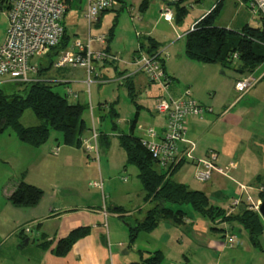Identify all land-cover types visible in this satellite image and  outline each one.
Masks as SVG:
<instances>
[{"label": "crops", "instance_id": "crops-1", "mask_svg": "<svg viewBox=\"0 0 264 264\" xmlns=\"http://www.w3.org/2000/svg\"><path fill=\"white\" fill-rule=\"evenodd\" d=\"M219 1L221 0H215L211 8L200 14L198 20L193 22L189 29L181 34L180 38H184L183 49L181 47L175 49V42L171 45L169 43L165 49L167 55L165 57L164 55L162 56L165 59L164 75L172 81V85L166 93H169L172 97H178L185 89H188L193 98L202 107L210 111V113H205L200 118L193 117L185 121V139L194 144L193 159L201 160L208 152H214L217 155L218 167L224 170L225 175L213 173L207 183L200 185L201 188H193L188 182L182 180L185 176H179L181 180L176 178L179 173L193 176V164L186 160L169 177L172 182L183 185L190 191L202 192L207 198L209 195L214 197L221 196V200L226 199V205H223V203L214 205L210 201L209 203L226 211L227 214H234L241 205L247 206L245 203L246 194L254 200L255 198L257 199L259 195L254 189L264 184V136L260 135L259 131L254 128L257 126L258 129H261L264 123V100L261 98L263 94L259 91V88H262L260 86L264 84V68L261 67L264 63L249 75L239 76L233 72V76L224 79L226 75L220 65L200 64L186 58L184 53L186 33L202 17L208 14ZM223 1L221 2L220 10ZM237 2L241 3L240 0H237ZM117 6L118 4L115 7ZM242 8H246L244 2L242 3ZM101 16L96 20V24L99 23ZM243 19V22L234 24L233 27L229 25L220 27L215 24L214 26L238 32L246 25V10ZM138 35L139 37L151 38L155 43L160 44L155 37L151 36V33ZM169 41H171V38ZM95 42L99 43V45H105V37L103 42L93 41L92 43ZM92 43L90 48L93 52H101L116 58L115 61L107 59L103 62H93L94 67L96 68L98 63H100V67H105L120 61L118 64L121 65V68L116 70V81L120 86L121 84L130 85L134 94L138 92L137 88L143 86L144 92L147 91L149 93L147 99L153 105V100L155 101L159 96L157 90L150 94V91H148L151 88L150 83H148L142 73L137 71L131 60L132 54L138 48V42L135 46L132 43H127V45L131 44L132 47L134 46L135 49L131 52L127 49L123 52L120 51L121 55L118 57L115 55V51H112L109 47L97 49L93 48ZM162 52L163 50L160 53L162 54ZM177 65L181 69L182 66L184 68L189 66L195 70L199 68L202 73H206V70L212 71L211 86L201 90L200 81L194 82L188 78H182ZM198 65H201V67H198ZM208 66L211 68L208 69ZM55 71L58 73L53 74L51 77H43L42 75H46L44 72L37 77L40 80H50L55 85L71 81L85 85L87 73L83 68H64ZM75 73L80 75L79 79H74L76 78L74 76ZM244 78H251L254 83L251 84L247 93L239 94L235 90V83ZM104 82L106 81L98 75L97 78H94L92 85ZM89 89L86 90L88 98ZM160 90L163 91L161 88ZM220 91L221 96L217 97V93ZM250 94L251 96H248ZM247 97H250L251 100ZM89 108L91 112L92 107L89 106ZM252 115L255 116L254 121L250 119ZM137 118L138 116L133 129H131L130 125V134L128 133V135H133L134 130L137 129L142 133V135L140 134L139 137H136L140 140L146 139L145 130L152 129L160 132L165 125L163 117L157 128H143L139 125L137 126ZM98 128L101 129L100 122ZM111 128L116 131L115 124ZM93 131L96 135H98V132L101 133V130L98 131L96 126L92 124V129L89 133L84 134L79 147L63 145V148L59 150V147H51L49 145L48 147H51V151L50 149L47 151L44 146L31 148L21 143L13 131L15 139H11V135L3 137L6 131L0 135V154L2 152L5 153L3 159L4 157L6 159L8 156L19 154V167H22L18 172L12 173L9 178H0V264H139L154 253H160L162 259H166V255L172 253V251L176 253V248L172 244L171 230H176L175 225L177 224H174L170 219L159 221L152 231L139 232L135 240L131 244L129 243V228L142 223L147 212L156 204L154 201H144L145 193L142 186L140 201L143 202V205L148 206V208H146L147 206L145 207L146 210L144 209L143 214H141L140 208H127L124 203L133 197V192H128H131V189L124 191L119 199H112L110 194H105V191L108 193V189L107 185H104V181L107 184L109 183L110 179L108 176L103 174L99 165L98 174L96 172L92 174L88 172V167L84 164L85 160L90 158V154L85 151V145L87 142L92 141ZM105 136L106 141L96 137L97 150L96 154L94 153V157L97 162L99 153L110 149L109 136ZM116 136L119 138L122 135L116 134ZM118 143L119 147L122 148L119 141ZM54 149H58L56 155L54 154ZM124 158V163L129 164L125 152ZM47 160L64 164L63 171L57 173V171L49 170ZM45 164L47 166H44ZM72 166L79 167V170L72 172ZM225 169L227 170L225 171ZM155 171L157 173L161 172L157 168ZM21 182L43 191V196L35 207L18 209L12 207L8 202L10 195ZM91 184H96L97 186L95 187L100 189L102 204H100V201L98 202V198H95V202L91 203V195L96 192L89 189V187H92ZM241 187L246 188L247 191H243ZM235 200H240L241 203L232 206ZM180 206L182 205L164 204V207L171 212L181 211L179 209ZM116 209L123 211L122 213H115ZM131 219H133V224L127 223ZM198 222L199 224L197 220L193 221L186 217L182 224L190 226L189 232L195 237L209 230L210 237L224 238L221 234L210 231V227L213 225L211 224L209 227L206 219L200 217ZM177 226H181V224ZM233 227H228L225 223L216 225V229L225 230L229 234H231L229 230H232ZM78 230H86L87 232L72 243L64 256H57L55 250L58 243L67 239L71 233ZM26 240L28 241L27 244H25ZM206 245L208 250L217 252H223L224 248L227 247L213 238L206 240ZM130 251L132 253H129ZM162 263L163 261H161Z\"/></svg>", "mask_w": 264, "mask_h": 264}, {"label": "rangeland", "instance_id": "rangeland-1", "mask_svg": "<svg viewBox=\"0 0 264 264\" xmlns=\"http://www.w3.org/2000/svg\"><path fill=\"white\" fill-rule=\"evenodd\" d=\"M77 1H81V4L78 5ZM77 1L67 9L62 21L66 34L70 38V41L79 39L80 41L84 42L87 39L88 28H90L91 37H108L105 45H99V43L95 42L92 43L93 48L98 49L100 47H103V49H106L107 47H109L112 51H115V55L117 57L121 55L120 51L123 52L125 49H127L131 52L133 49H135L134 46L138 42L136 36L138 34L143 35L145 33H151V36L155 37L157 42L160 43L158 52H161L163 50L161 57H163L162 55H164V57L167 55L165 49L167 45H169V43L171 45L173 42H175V49H178L180 47L183 49L182 45L184 42V38H180L181 34L184 31L188 30L193 22L198 20L200 14L209 10L215 3V0H199V2L196 3H194L192 0H186L183 3L179 4L180 7H184L186 9V15L183 17L182 21L176 22L174 20L176 8L175 6H172L169 8L172 12L173 19L171 22H167L162 18V11L167 8L165 3H163L162 1L149 0L147 8L140 10L143 0H123V4H118L117 7L104 12L100 18L99 23L91 24L90 27H88L86 20L83 18L85 0ZM240 2L241 5L237 2V0H224L220 13H218L214 24L220 27H225L228 25L230 27H233L234 24H239V22L241 23V21H244L245 18L243 19V17L246 10V24H249L251 27H255L256 18L249 12L248 3L244 2L246 8H242L243 0H240ZM6 29V12H0V43H2V41L4 40ZM193 29L194 26L190 28V31H193ZM170 38L171 41H169ZM127 43H132L134 46L132 47L131 44L127 45ZM49 60V57L39 59L42 65L41 69L47 67ZM118 63H120V61L112 63L111 66L105 67H100L101 65L100 63H98L96 65V68L92 63L97 76L100 75V77H102V79H104L106 82L102 84L92 85L89 89V98L86 92L87 89L85 85L83 86L81 83H76L75 81L56 85L53 90L60 95H66L69 103L79 102L87 106V109L82 114V119L85 121L86 127L88 129L86 133L90 132V130L92 129V124H94L98 131L101 130L103 134L109 136L110 149L106 152L99 153L98 162L96 161L94 154H90L89 160H85L86 162L84 164L86 167H88V172L92 174L96 172L98 174V165L99 167H101V171H103V174L107 175L110 179L108 184L104 181V185H107L108 189V193H106L105 191V194H110L112 199H119L124 191L131 189V192H128H133L134 195L132 199H130L131 201L128 200L124 203L127 208H140V212L141 214H143L146 210L145 207L147 205H143V202L140 201L142 197V190L140 182L137 178V169L131 164L124 163V152L122 148L119 147V138L118 136H116V134H121L123 136H127L128 133L130 134V125L135 117L136 112H138L137 126L139 125L143 128H157L161 123V119H163V116L156 115V113L154 112L156 100H153V105H151V103L147 99L149 93H147V91L144 92L143 86L137 88L138 92L130 97L127 92V86L124 84H121V86L119 85V83L115 79L116 70L121 68V65H119ZM177 67L179 68L178 71L182 75V78H188L194 82L200 81L199 85L201 86V90L205 89L208 86H211V77L213 76L212 71L206 70V73H202L200 72L199 68L195 70L194 68H190L189 66L186 68L182 66V69L179 65H177ZM198 67H201V65H198ZM261 67L264 68V64L263 66L261 65ZM209 68L211 67L208 66V69ZM222 70L226 75L224 76V79H228V77L234 75L232 69L222 68ZM43 72L46 74L42 75L43 77H51L53 74L58 73L52 68L48 71L45 70ZM74 76H76V78L74 79L80 78V75L78 73H75ZM2 81L4 80L0 79L1 91L8 94L15 92L16 94L23 95V86L19 88L15 87V85L11 83H2ZM149 85L151 86V88L148 89V91H150V94L152 92H156L157 90V94L160 96V98H165L167 96V93L161 91L160 88L155 84ZM260 87L262 88H259V91L263 94L264 97V84H262ZM248 91L249 89L246 91V93ZM181 96L182 93L178 97L180 98ZM220 96L221 91L217 93V97ZM248 96H251V94ZM263 97L261 98L264 100ZM247 98L250 99V97ZM100 105L103 106L102 108L106 112L103 113ZM89 106L92 107L91 112L89 111ZM109 106H112V108L114 109L115 113L117 114V119H113L112 117H110V115L107 114ZM98 107L99 109L101 108L100 113L98 112ZM205 113H210V111L207 110ZM250 119L254 121L255 116L252 115ZM99 122L101 129L98 128ZM40 123L41 122L36 120L32 112L28 109L23 112L20 118V125L24 128L37 126L40 125ZM113 123L116 126V131L111 128ZM254 128L259 131L260 135L264 136V123L261 126V129H258L257 126H255ZM140 134L142 135V133H140L137 129H135L133 132L135 138L139 137ZM4 135L5 136L3 137L11 135V139H15L14 133L11 130L6 131ZM49 145H51V147L57 146L59 147V150H61L63 148L61 134L55 131H50L48 140L43 145L47 151L51 148L48 147ZM3 150L5 151V149ZM4 154L5 153L3 152L2 154H0L1 179L5 177L9 178L12 173H14L15 171L18 172V170L22 169V167H19V154H15L11 157L8 156V158L6 159L4 157L3 159ZM47 162L49 170H52L54 172L57 171V173L63 171L62 168L64 167V164L49 160H47ZM44 166L47 165L45 164ZM154 166L155 169L157 168L159 171V167L156 163ZM78 170L79 167L77 166L71 167L72 172H77ZM169 174L170 173L166 174V177L169 176ZM179 176H185V178H183L182 180L188 182L193 188H201V184L195 182L193 176L191 177V175L189 174L186 175V173H179L176 178L180 179ZM97 182L99 183V181ZM89 189L91 191H96L95 194L91 195V203H94L95 198H98V202L100 201V204H102L100 199V189L96 187H89ZM261 195L264 196V192L261 193ZM208 198L210 203L214 205L222 203L223 205L227 204L226 199H220L221 196L214 197L212 195H209ZM248 207L249 205L247 204V208ZM146 208H148V206ZM179 209L185 213V216L188 219H192L193 221L197 220V223L199 224L198 221H200V217L193 211L190 205H182L179 207ZM132 221L133 219L129 220L127 223L133 224ZM219 221L221 220L217 219L215 221L216 224L214 225L221 224V222ZM206 223L209 227L211 226V224L207 220ZM175 227L177 229L171 230V237L173 247L176 248V253L172 251V253L167 254V258L162 259V264H264V223L263 234L259 237L260 248H255L254 246H252L248 241L247 232L241 227L234 225L232 230H229V232L236 237V244L232 248L225 247L223 252H217L215 250L207 249L206 240H208L209 238H213L219 243H225L224 238L215 236L210 237L209 230L195 237L191 232H189L190 226L181 224V226L175 225ZM170 229H172V227ZM129 253L132 252L130 251Z\"/></svg>", "mask_w": 264, "mask_h": 264}, {"label": "trees", "instance_id": "trees-1", "mask_svg": "<svg viewBox=\"0 0 264 264\" xmlns=\"http://www.w3.org/2000/svg\"><path fill=\"white\" fill-rule=\"evenodd\" d=\"M72 1L65 0L66 11L71 6ZM114 1L117 4H123L124 2L123 0ZM184 1L186 0H181L174 5L176 8L174 20L176 22H181L186 15V9L179 6ZM192 1L194 3L199 2V0ZM148 2L149 0H143L140 10L147 8ZM221 2L222 0L194 25L193 31L186 33L184 43L185 56L192 62L218 64L224 69H232L239 76L249 75L264 63V19L256 17L257 23L255 27L246 24L238 32L218 28L214 26V22L219 13ZM243 2L249 4V0H243ZM7 8V0H0V11H6ZM137 37L138 48L132 54V61L139 60L143 55L152 57L158 54L159 45L151 38L139 37V35ZM107 38L105 37V42H107ZM71 43L72 41H70L64 29V34L59 44L47 55L50 58L49 64L39 71V75L45 70H50L51 60L60 52L65 51ZM109 56L113 57L112 55ZM156 58L163 71L165 59L158 55ZM110 60L115 61L113 59ZM41 80L32 83H11L15 87L20 88L23 86V95L15 92L8 94L0 90V135L10 129L16 134L21 143L31 148H39L47 142L49 132L55 131L61 134L63 145L79 147L81 139L88 130L85 121L82 119V114L87 109V106L79 102L69 103L66 95H59L53 90L56 86L54 83L46 79ZM146 80L148 81L147 78ZM167 80L166 86L167 91H169L172 81L168 77ZM148 83L154 85L150 81ZM127 92L130 97L134 94L130 85H127ZM167 95L170 94L167 93ZM158 99H160V96L156 99V102ZM100 107L102 108L103 106L100 105ZM101 108L99 109L98 107L99 113ZM26 109L30 110L34 118L41 122L40 125L28 128L20 125V118ZM102 110L103 113L106 112L103 108ZM107 114L113 119L117 116L112 106H109ZM137 116L138 112H136L131 123V129L134 128ZM112 127H114V123ZM97 137L106 141V136L102 132H98ZM119 142L126 154L127 162L137 169V178L145 193L144 201H154L156 204L147 212L142 223L129 228L130 244L135 240L139 232L152 231L161 220L170 219L174 224H182L186 218L185 214L182 211L171 212L166 209L164 204L169 203L172 205H190L195 213L213 225L210 227V231L221 234L222 237H224L226 232L225 230L216 229L214 224H216L215 221L217 219H220L221 221L219 222L225 223L228 227L238 225L247 232L250 244L255 248H260L259 237L263 234V222L257 212L249 210L245 205H241L234 214H227L226 211L212 206L204 193L190 191L185 186L172 182L169 176L175 169L167 177L166 173H157L154 166L155 162L151 154L142 146L140 139L135 138L132 134L122 135L119 137ZM42 196L43 191L39 188L21 182L10 195L8 202L12 207L18 209L33 208L40 202ZM263 197L262 195L259 196L260 199ZM122 211L121 209H116L114 212L122 213ZM86 232V230H78L71 233L67 239L58 243L55 254L64 256L72 243L84 236ZM161 261V254L154 253L139 264H161Z\"/></svg>", "mask_w": 264, "mask_h": 264}, {"label": "built area", "instance_id": "built-area-1", "mask_svg": "<svg viewBox=\"0 0 264 264\" xmlns=\"http://www.w3.org/2000/svg\"><path fill=\"white\" fill-rule=\"evenodd\" d=\"M76 1L73 0L71 6ZM160 1L175 4L181 0ZM7 3L8 8L3 11L7 16V29L4 40L0 43V79L4 80L2 83L38 82L40 81L37 77L38 72L42 67L39 59L47 57L49 52L59 44L64 34L65 28L62 21L66 13L65 0H7ZM77 3L80 5L81 1ZM116 5L114 0H85L83 18L88 27L94 24L103 12ZM248 5L253 16L264 19V0H249ZM162 18L167 22L172 21L173 16L169 7L162 11ZM93 41L103 42L104 37H91L90 28H88L87 39L84 42L74 39L65 51L51 60V68L53 70L85 69L87 73L85 85L89 89L94 78H97L92 65L93 61L116 60L104 53H94L90 48ZM157 55L161 57L160 52ZM157 55L152 57L143 55L139 60L133 61V64L148 81L158 85L166 93L168 80L160 68ZM252 83L254 82L251 78L241 79L235 83V90L239 94L246 93ZM154 110L156 114L164 117V128L160 132L152 129L145 130L146 139H142L141 144L151 154L162 173H171L188 160L193 164V178L197 183H207L213 173L225 175L224 170L218 167L217 155L214 152H208L201 160H194L192 157L194 144L185 139V121L188 118H200L207 109L200 107L188 89L182 92L180 98L167 95L165 98L158 99ZM96 137L93 131L92 141L85 145L86 153L96 154ZM57 152L58 149H54L55 155ZM91 186L97 185L91 184ZM241 189L247 191L246 188L241 187ZM254 191L260 196L264 192V184L256 187ZM240 203V200H235L232 206ZM245 203L249 205V210L257 212L261 199L258 197L254 200L246 194ZM224 241V246L232 248L236 244V237L226 233Z\"/></svg>", "mask_w": 264, "mask_h": 264}, {"label": "water", "instance_id": "water-1", "mask_svg": "<svg viewBox=\"0 0 264 264\" xmlns=\"http://www.w3.org/2000/svg\"><path fill=\"white\" fill-rule=\"evenodd\" d=\"M166 7H172L175 4L174 3H165ZM258 215L261 218L262 222L264 223V197L261 199V203L258 208ZM27 240L25 241V244H27Z\"/></svg>", "mask_w": 264, "mask_h": 264}]
</instances>
